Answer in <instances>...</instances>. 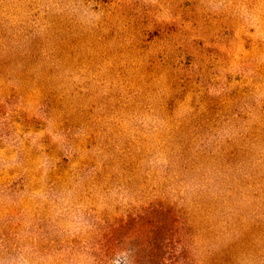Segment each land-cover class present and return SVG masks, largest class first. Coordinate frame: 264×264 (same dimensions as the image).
I'll return each mask as SVG.
<instances>
[{
    "label": "rangeland",
    "instance_id": "rangeland-1",
    "mask_svg": "<svg viewBox=\"0 0 264 264\" xmlns=\"http://www.w3.org/2000/svg\"><path fill=\"white\" fill-rule=\"evenodd\" d=\"M0 264H264V0H0Z\"/></svg>",
    "mask_w": 264,
    "mask_h": 264
}]
</instances>
